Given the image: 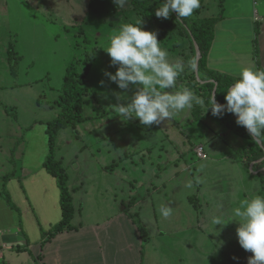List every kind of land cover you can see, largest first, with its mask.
<instances>
[{"label":"rangeland","instance_id":"obj_1","mask_svg":"<svg viewBox=\"0 0 264 264\" xmlns=\"http://www.w3.org/2000/svg\"><path fill=\"white\" fill-rule=\"evenodd\" d=\"M9 1L7 8L0 7L6 11L0 14V123L8 102L12 110L5 115L15 130L32 132L28 137L31 168L43 169L50 178L54 177L43 167L49 152L46 128L60 111L55 102L62 93L66 68L76 60L83 70L85 53H95L87 75L86 119L75 128L60 129L56 139V158L68 170L74 197L72 223L103 225L106 217L121 213L122 221L137 231L136 221H140L152 237L146 249L154 258L148 264H248L252 253L238 243V222L211 223L216 216L231 219L244 199L259 195L261 176L235 159L247 138L209 114L195 123L201 131L208 129H204L206 140L198 145V137L191 134L197 125H188L191 108L150 127L141 125L139 118L122 120L114 112L115 105H127L139 90L132 85L122 90L105 75L118 67L104 49L111 36L122 24L138 20L130 2L120 9L113 0ZM205 3L208 13L217 11V0ZM142 27L156 32L150 21H142ZM243 34L246 38L247 29ZM9 47L16 56L13 62ZM160 47L167 51L170 63L179 62L169 49ZM180 49L183 56L190 52L187 47ZM181 82L178 77L177 87L164 91L183 90ZM200 146L208 159L197 156ZM15 184L21 191L17 179ZM4 196L10 197L8 189ZM162 207L171 209L167 218L161 214ZM31 217H38L33 209ZM59 219L55 217L54 223ZM38 227L35 237L39 239L42 228Z\"/></svg>","mask_w":264,"mask_h":264},{"label":"crops","instance_id":"obj_2","mask_svg":"<svg viewBox=\"0 0 264 264\" xmlns=\"http://www.w3.org/2000/svg\"><path fill=\"white\" fill-rule=\"evenodd\" d=\"M9 2L0 0V7L7 8ZM217 3V11L210 14L207 12L205 0L203 1L204 14L213 17L221 14L215 25V37L209 52L208 65L212 69L237 77L239 70L244 67L264 71V0H224L222 7L220 0H217ZM5 12L0 11V14ZM4 22L8 20L4 18ZM242 24H246V28ZM243 29H247L246 38ZM5 103L7 105L1 110L0 123V264L152 263L150 257H154L146 249L152 237H149V241H144L138 228L136 231L132 225L130 227L122 221L121 213L106 217L108 219L103 225H95L94 221L80 225L72 223L76 226L75 229L62 231L52 238L43 235V231H48L62 218L60 190L55 177L54 179L45 176L43 169L31 168L28 137L32 132L29 130L27 133H20L15 130V125L9 122V117L5 115L12 107L8 102ZM208 115L199 120H193L190 116L188 125H197V121L206 119ZM43 122L46 124L47 121ZM205 128L201 131L200 125H197V129L191 132L192 136L198 137V145H202L206 140ZM44 129L42 128V131ZM196 142L192 143L193 146ZM240 147L241 145L238 149ZM237 151L235 159L242 164ZM208 158L209 154L206 159ZM16 167L19 169L16 170ZM249 170L253 175L260 176L253 165ZM251 178L255 179L253 176ZM16 179L21 191L17 190ZM6 189L14 205L8 202V197L4 196L3 199ZM258 189L259 195L263 196V180ZM32 209L38 215L37 220L31 217ZM96 213L99 214V210ZM101 213L105 215L107 211L102 210ZM55 217L60 219L54 223ZM38 225L42 228L39 239L35 237ZM154 251L156 252V248Z\"/></svg>","mask_w":264,"mask_h":264},{"label":"clouds","instance_id":"obj_3","mask_svg":"<svg viewBox=\"0 0 264 264\" xmlns=\"http://www.w3.org/2000/svg\"><path fill=\"white\" fill-rule=\"evenodd\" d=\"M113 2L118 8L125 9L130 0ZM199 7L200 0H163L155 15L167 19L175 12L177 19H181L190 17ZM104 49L111 64L118 66L115 73L105 72V75L122 90H127L130 85L139 88L130 103L115 105L114 112L122 120L139 118L141 125L150 127L191 108L193 103H204L188 89L164 91L177 87V78L185 66L182 62H169L168 53L160 47L157 34L144 29L140 18L135 23L122 24ZM190 66L195 67V64ZM100 84L103 86L104 81L101 80ZM117 98H121L120 94ZM225 101L224 104L218 103L211 96L212 115L234 114L236 124L244 127L255 143L264 144V71L241 68L238 78L225 93ZM160 211L165 218L171 214L170 207H162ZM230 220L239 224L236 229L239 245L252 253L248 264H264V196L244 199L231 219L216 216L211 223L213 226L225 225Z\"/></svg>","mask_w":264,"mask_h":264},{"label":"trees","instance_id":"obj_4","mask_svg":"<svg viewBox=\"0 0 264 264\" xmlns=\"http://www.w3.org/2000/svg\"><path fill=\"white\" fill-rule=\"evenodd\" d=\"M203 1L200 0V7L190 17L177 19V14L173 12L169 18L164 19L155 15L156 9L162 5L163 0H130V7L136 13L137 19L140 18L143 22L144 20L152 22L160 45L169 49L173 56L178 58L179 62L186 64H184V71L179 75V78L182 79L181 87L190 90L196 97L204 101L201 105L193 103L191 110L193 120H199L206 114H212L209 106L212 95L218 103H226L225 93L238 78L237 76L212 69L208 65V56L215 37V25L221 14L216 17L204 14L205 5ZM223 2L224 0H220L219 4L221 7ZM87 37L88 35L85 37L86 40L88 39ZM196 46L199 47L201 54L198 60ZM181 47H187L190 52L183 56V52L180 53ZM8 54L10 62L16 60L13 49L10 47ZM94 56L93 50L85 53L82 59L85 64L83 70L79 68L76 60L68 64L62 93L55 102L60 111L52 121L47 122L46 131L48 134L49 152L43 162V167L50 175L56 178L60 190V205L62 209V218L52 225L48 231H43L48 238H52L62 231L76 228L72 224L75 216V204L73 192L69 186V173L62 162L56 158V139L60 129L66 127L75 128L86 119L84 116V105L86 96L89 94V89L86 85L87 75ZM180 58L183 60L181 61ZM192 63L195 64V67L190 66ZM11 66L13 67V65ZM207 106L209 108L206 110ZM217 118L225 126L247 138L246 143L237 152L242 163L247 167L253 165L254 170L261 176L264 196V144L255 143L247 130L236 124L234 114L225 113ZM8 202L14 205L9 197ZM136 223L142 239L144 241L148 240L149 237L143 224L140 221H136Z\"/></svg>","mask_w":264,"mask_h":264},{"label":"built area","instance_id":"obj_5","mask_svg":"<svg viewBox=\"0 0 264 264\" xmlns=\"http://www.w3.org/2000/svg\"><path fill=\"white\" fill-rule=\"evenodd\" d=\"M195 152L199 158H202V159L207 158V154L205 153L203 146L198 147V149L195 150ZM0 252H1V248H0Z\"/></svg>","mask_w":264,"mask_h":264},{"label":"water","instance_id":"obj_6","mask_svg":"<svg viewBox=\"0 0 264 264\" xmlns=\"http://www.w3.org/2000/svg\"><path fill=\"white\" fill-rule=\"evenodd\" d=\"M196 51H197V60H198L200 58V56H201L198 46H196ZM196 70H197V67H196Z\"/></svg>","mask_w":264,"mask_h":264}]
</instances>
